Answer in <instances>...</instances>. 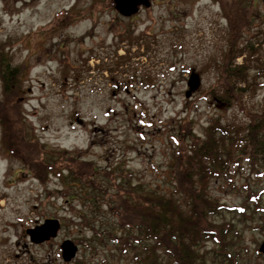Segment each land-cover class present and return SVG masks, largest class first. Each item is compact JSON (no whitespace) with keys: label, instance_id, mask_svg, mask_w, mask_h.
Returning <instances> with one entry per match:
<instances>
[{"label":"rangeland","instance_id":"1","mask_svg":"<svg viewBox=\"0 0 264 264\" xmlns=\"http://www.w3.org/2000/svg\"><path fill=\"white\" fill-rule=\"evenodd\" d=\"M240 3L245 8V2ZM255 5L264 13V0ZM220 8L216 0H153L135 17H123L110 0H0V47L12 57L13 65L26 64L27 91L21 108L28 129L43 141L48 155L63 152L90 160L97 168H124L133 171L134 183L173 192L177 142L187 121L204 135L214 119L247 123L242 106L264 108V78L255 94L254 90L245 94L243 105L230 101L226 107L209 93L220 81L214 62L223 61L231 46L229 38L238 43ZM91 49L105 67L114 68L121 55L129 60V66L120 65L113 72L122 82L116 93L110 71L105 74L88 66ZM258 52L264 62V42ZM191 70L201 73L202 84L186 98ZM23 165L0 142V264H75L76 260L64 261L59 246L75 238L83 240L78 243L79 264H105L102 255L94 256L86 245L92 231L73 217L58 192V178L43 185ZM259 166L260 170L253 169L244 161L226 187L221 179L213 182L212 195L230 207L247 203V213L253 214L256 206L249 197L259 192L264 208V165ZM258 212L252 220H241L228 209L214 217L219 222L236 221L241 231L238 264H264V255L257 250L264 242L263 211ZM51 217L63 222L57 240L33 244L24 221ZM201 249L208 255L219 252L214 242ZM106 264L135 262L129 255Z\"/></svg>","mask_w":264,"mask_h":264},{"label":"trees","instance_id":"2","mask_svg":"<svg viewBox=\"0 0 264 264\" xmlns=\"http://www.w3.org/2000/svg\"><path fill=\"white\" fill-rule=\"evenodd\" d=\"M216 1L238 43L229 38L231 46L225 50L223 61L214 62L220 81L211 86L209 93L214 102L226 107L230 101L243 105L245 94L253 90L255 94L263 83L264 62L258 49L264 42V13L255 5L258 0H242L245 8L240 0ZM0 49L2 145L42 183L51 176L58 178V192L71 207L73 217L92 231L87 244L94 256L101 254L105 264L129 255L135 264H238V257H242L241 231L236 221L219 222L214 217L228 209L239 214L241 220H252L259 206L254 201L253 214L247 213V203L230 207L212 195L211 186L219 179L224 187L230 184L244 161L253 169L260 170L259 165H264V108L242 106L249 118L247 123L214 119L204 135L195 132L187 121L189 125L181 128L182 138L177 142L175 188L171 193L161 192L157 187L134 183L133 171L124 168H97L90 160L63 152L57 157L48 155L44 143L33 136L22 118L21 101L27 91L23 84L25 69L13 65L9 53ZM238 58H242L240 62ZM75 200H80L79 204ZM69 220L73 225L77 223ZM74 240L83 243L82 239ZM207 242L216 243L220 253L200 252L198 248Z\"/></svg>","mask_w":264,"mask_h":264},{"label":"water","instance_id":"3","mask_svg":"<svg viewBox=\"0 0 264 264\" xmlns=\"http://www.w3.org/2000/svg\"><path fill=\"white\" fill-rule=\"evenodd\" d=\"M116 9L125 16H131L139 11L140 5L150 6V0H114ZM201 77L200 74L193 71L188 80V90L186 91V97H190L191 94L200 87ZM61 227L60 220L58 218H47L44 223L30 228L27 232L30 234L32 241L43 242L49 240L52 237L57 236ZM63 256L65 260H71L77 251V246L71 240H65L62 243ZM261 251L264 252V243L262 244Z\"/></svg>","mask_w":264,"mask_h":264},{"label":"flooded vegetation","instance_id":"4","mask_svg":"<svg viewBox=\"0 0 264 264\" xmlns=\"http://www.w3.org/2000/svg\"><path fill=\"white\" fill-rule=\"evenodd\" d=\"M96 53H94V55H95ZM93 61H95V63L93 62ZM93 65H95L96 63H98V62H101V60L99 59V58H96V57H94V58H92L91 59V61H90ZM122 85L121 84H117V88L116 89H114L113 90V92L114 93H116L117 91H119L122 87H121ZM38 221H36L35 223H34V226H36V225H38ZM33 243V242H32ZM45 243H54L52 240L51 241H46V242H43V243H40V244H45ZM34 244V243H33ZM36 245H38L37 243H35Z\"/></svg>","mask_w":264,"mask_h":264}]
</instances>
